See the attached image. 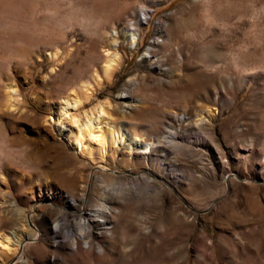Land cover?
Wrapping results in <instances>:
<instances>
[{"label":"rangeland","instance_id":"obj_1","mask_svg":"<svg viewBox=\"0 0 264 264\" xmlns=\"http://www.w3.org/2000/svg\"><path fill=\"white\" fill-rule=\"evenodd\" d=\"M145 11L105 79L110 44ZM91 88L74 113L102 104V130L149 154L125 141L82 157L53 111ZM51 193L103 205L109 231L57 245L58 209L33 211ZM0 264H264V0H0Z\"/></svg>","mask_w":264,"mask_h":264},{"label":"bare ground","instance_id":"obj_2","mask_svg":"<svg viewBox=\"0 0 264 264\" xmlns=\"http://www.w3.org/2000/svg\"><path fill=\"white\" fill-rule=\"evenodd\" d=\"M142 15L143 17H140L136 22H133L130 25L129 24L123 25V28L121 29V32L119 33L118 39H115L110 44V49L108 50L107 56L105 57V60H104V65L102 67V75L105 79L110 80L113 73L116 72L121 67L122 55L118 49L120 39L128 43L130 48L135 47L138 41L140 40L139 26L141 25V23H145V21H147L150 18V13L145 11L143 12ZM156 43L157 42H154V44ZM151 50H152V46L148 48L145 57H143L141 60L145 61V59L147 58L146 60H148V62L149 60L152 61L153 58H152ZM55 56L57 55L51 54V59L54 58ZM184 58L185 57H184L183 52H179L178 60L180 63L184 61ZM163 72L168 73L169 71H163ZM93 92L94 91H92V88H91V89H85V92L83 93L82 96L74 95V93L69 94L68 96L62 99V101L57 105V107L53 111V114L57 117V122H60L62 124L65 123L64 118L66 116L71 117L72 120H70L71 121L70 131L68 134L69 139L72 140V142L75 144V149L81 153L82 157L84 156V157H87V159H91L92 158L91 156L94 150L100 152L103 155V153L106 151V149L110 145H114L115 142L118 143V142H125V141L129 143L130 147L132 145L131 149H133L134 146H136V148L141 150V153L149 154L154 149L155 144L154 143L144 144L142 140H140L139 138L133 137L132 136L133 134L130 135L129 133H127L129 130L126 133H123L125 131L123 130L121 134L120 133L118 134L113 129H108V130L103 129L102 130L101 126H99L102 118L104 120V117H105L104 115L105 112H103L102 104L88 112L86 111L82 115H76L74 113L75 109L83 101L85 103V100L91 97L90 95ZM218 96L219 95L217 94V97ZM124 98H126V96ZM127 99L126 100L124 99L126 105L127 104L129 105L134 101L133 99L132 100H127ZM13 100H11L10 98V106L14 105ZM71 114L73 115V117L71 116ZM179 119L183 121L189 120L186 114L181 115ZM201 123H202V118L196 121V125H200ZM177 133L178 132L176 131L171 133L170 135L171 140H174V138L177 136ZM189 141L190 139L188 140V142ZM198 141L202 142V141H205V139L203 137H199ZM102 171L104 172L105 170H102ZM48 197L49 198L47 200L46 199L39 200L34 205L33 211L36 213L38 208L43 207L45 203L50 204V207L53 208L52 210H54V208L58 209L57 212L55 211L56 216L53 219L51 226H49V230L51 234L53 235V237L55 238L57 245L64 244L65 238L68 237L71 240H73L74 245L77 246V249L83 248L85 250L83 245L86 244L88 245V248H87L88 250L91 247L92 241L95 236L94 230H100L97 236H102L104 233L109 231L110 224L108 222V218H110V216L106 208L103 205H98V208L96 210L89 211L88 209L89 200H87L88 198L86 199L85 197H81L79 201V199H77L76 196H73V194L71 196L70 193H66L64 196L66 197V199L64 200V204L62 206H59L57 195L52 194V195H49ZM35 206L37 208H35ZM92 212L93 214H91ZM41 215L44 221V222L42 221L41 223H44V224L46 223L45 225L46 227H48L50 218L47 215L40 214V216ZM51 216L53 215L51 214ZM69 217L76 220V223L74 224L72 220H69ZM94 217L101 218L104 221L101 222L99 220L94 219ZM42 235H44V232L41 234L37 233L36 235L32 233H28V234L24 233L22 236L19 237L18 242L21 243L25 239L30 240V241L34 240V243L35 241L38 242V240L42 242L43 241ZM38 246L41 247L40 244ZM101 248L102 246L99 247V249ZM72 250L76 251L73 248Z\"/></svg>","mask_w":264,"mask_h":264}]
</instances>
